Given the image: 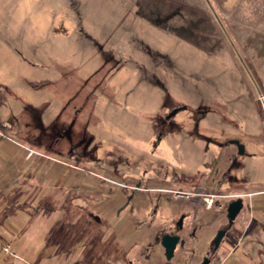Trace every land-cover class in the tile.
I'll use <instances>...</instances> for the list:
<instances>
[{"label":"rangeland","instance_id":"1","mask_svg":"<svg viewBox=\"0 0 264 264\" xmlns=\"http://www.w3.org/2000/svg\"><path fill=\"white\" fill-rule=\"evenodd\" d=\"M0 10V264L195 262L193 214L171 259L155 233L208 192L244 198L241 234L212 264H264V0ZM139 183L188 192H164L151 217L153 204L125 198ZM217 199L215 217L195 221L199 254L226 223Z\"/></svg>","mask_w":264,"mask_h":264},{"label":"flooded vegetation","instance_id":"2","mask_svg":"<svg viewBox=\"0 0 264 264\" xmlns=\"http://www.w3.org/2000/svg\"><path fill=\"white\" fill-rule=\"evenodd\" d=\"M161 137H162V134L159 136V139ZM236 149L238 150L237 145H236ZM222 166H221V170H222L221 171V178L226 177L228 170H230V166L229 167L228 166H224L223 168H222ZM219 184H221V181H219ZM198 187L202 188V189H209L206 186H198ZM123 191H124L125 198L128 199L129 202L139 203V204H141L143 206H145V205L147 206V205L153 204L151 217H155L156 216L158 208H159L158 206L160 205V201H162L164 199V197H165V199L168 198L167 193H164V192H176V191H178L180 193H187L188 192V191L180 190L178 188H163L161 186H158L155 183L154 184H152V183L150 184L149 183V184H147L145 186L140 185V183L139 184H127L126 186L123 187ZM136 195H139V199L137 198ZM194 195H198V194H194ZM219 197L220 198L224 197L225 198L224 200H226V206L224 207V215L226 217V223L225 224L220 223V225L216 228L214 234L210 238L209 243L207 244V249H205V250L201 249L200 250L201 254H199V252H195V248L192 246V242H191L192 239L196 236V232H197V227L195 225L196 224L195 221L197 219H202L203 217H206V218H208L210 216L211 217L212 216L215 217L216 214L214 212L217 209V204L215 202L218 200L217 198H219ZM233 197L234 196H229L228 194H215V193H212V192L205 193L203 195V197L198 200L196 205H188L187 204L186 208H188V209L184 208L178 214V217L174 220V228H173L172 231H169L170 229L167 232H163V230L161 231V229L156 230L155 234H156L157 241L161 244V238H162L163 234H165V233H170V234H173V235H179L180 236V240H179V242L177 244V247H176V249H177L179 247V245L181 244L182 240H183L182 232H183V230L185 229V226H186L185 225V220L188 219L193 214L192 215L193 221H192L191 228H190L191 230L188 232V235H189L188 237L190 238L189 242H190L191 245L187 249L188 250L187 254H190V255H192L194 257L195 256H199V259L197 261L189 263V264H202L203 260L205 258H207V257L209 259V264H212L213 261L218 257L217 254L220 251L219 249H220V245H221V242H222L221 241L219 247L214 250V245H215L214 244V239H215L218 231L221 230V229H227L226 234L224 235L223 239L228 234L232 235V233H234V231H236L238 233V235L240 233L237 228H235V230L233 229V226H234V223L236 221V218L231 224H229L228 206H229L230 202H232L233 200L238 198V197L237 198L236 197L233 198ZM240 197H242V196H240ZM207 199L211 200L210 204H208ZM243 202H244V198H243ZM243 208H244V206H243ZM243 208H242V210H243ZM200 212L203 213V214L202 215L198 214ZM181 216H183V221H182V224L180 225L179 224V219H180ZM198 248H200V247H198ZM163 249H164V252H165V248L164 247H163ZM176 249H175V251H176ZM182 262L185 263V259L184 258H183ZM181 263L179 262V263H176V264H181Z\"/></svg>","mask_w":264,"mask_h":264},{"label":"water","instance_id":"3","mask_svg":"<svg viewBox=\"0 0 264 264\" xmlns=\"http://www.w3.org/2000/svg\"><path fill=\"white\" fill-rule=\"evenodd\" d=\"M185 108L186 106H182L173 109L170 112V114L167 116V118L176 114L180 109H185ZM230 142L235 143L237 145L239 154H243L245 152V146L239 140H230ZM243 206H244V202L242 197H238L237 199L230 202L228 206L229 224H231L235 220L236 216L242 210ZM182 221H183V216H181L179 219L180 225L182 224ZM226 231L227 229H221L218 231L214 239V244H215L214 250L219 247L220 242L222 241L224 235L226 234ZM179 240H180L179 235H173L170 233L163 234L161 238V245L165 248V256L168 260L174 256L175 249L177 247ZM202 264H209L208 257L203 260Z\"/></svg>","mask_w":264,"mask_h":264},{"label":"crops","instance_id":"4","mask_svg":"<svg viewBox=\"0 0 264 264\" xmlns=\"http://www.w3.org/2000/svg\"><path fill=\"white\" fill-rule=\"evenodd\" d=\"M12 4H13V2H12ZM14 11H17V10H14V9H13V6H12V7H11V11H9V13H14ZM0 13H2L1 10H0ZM2 19H3V18L0 17V20H1V21H2ZM1 24H2V23H1ZM28 156H30V153H27L26 158H27ZM226 257H227V256H226ZM226 257H225V258H226ZM221 264H222V263H221Z\"/></svg>","mask_w":264,"mask_h":264},{"label":"built area","instance_id":"5","mask_svg":"<svg viewBox=\"0 0 264 264\" xmlns=\"http://www.w3.org/2000/svg\"><path fill=\"white\" fill-rule=\"evenodd\" d=\"M208 204L211 203V200L207 199ZM5 251L11 253L8 247H4ZM13 255V254H12ZM14 256V255H13ZM16 256V255H15Z\"/></svg>","mask_w":264,"mask_h":264}]
</instances>
